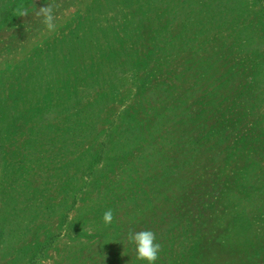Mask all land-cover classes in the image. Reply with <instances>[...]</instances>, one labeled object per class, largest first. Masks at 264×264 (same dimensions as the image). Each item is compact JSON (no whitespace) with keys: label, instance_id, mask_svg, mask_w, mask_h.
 <instances>
[{"label":"rangeland","instance_id":"1","mask_svg":"<svg viewBox=\"0 0 264 264\" xmlns=\"http://www.w3.org/2000/svg\"><path fill=\"white\" fill-rule=\"evenodd\" d=\"M129 228L264 264V0H0V264H146Z\"/></svg>","mask_w":264,"mask_h":264},{"label":"clouds","instance_id":"2","mask_svg":"<svg viewBox=\"0 0 264 264\" xmlns=\"http://www.w3.org/2000/svg\"><path fill=\"white\" fill-rule=\"evenodd\" d=\"M55 7L53 3H48L46 6L40 7L34 12V15L40 18L41 23L49 32H55L58 27L56 23L57 17L55 14ZM18 11L19 15L22 17H27L29 15V9L27 7H23ZM114 218L112 209H107L102 216L105 225H110ZM127 241L134 246L137 260L145 261L146 264H155L159 258L158 254L161 250V244L156 242L157 237L152 230L137 231L129 228L127 232Z\"/></svg>","mask_w":264,"mask_h":264}]
</instances>
